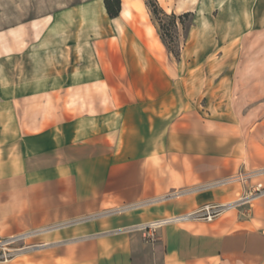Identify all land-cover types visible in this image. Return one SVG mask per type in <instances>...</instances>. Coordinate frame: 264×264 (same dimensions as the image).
I'll return each instance as SVG.
<instances>
[{
  "label": "crops",
  "instance_id": "1",
  "mask_svg": "<svg viewBox=\"0 0 264 264\" xmlns=\"http://www.w3.org/2000/svg\"><path fill=\"white\" fill-rule=\"evenodd\" d=\"M120 1L115 18L89 0L34 21L29 71L10 88L0 74V240H29L27 264H264V196L140 231L252 186L228 181L240 159L216 152L188 98L215 34L236 38L251 16L264 32V0H156L192 15L179 58L146 0Z\"/></svg>",
  "mask_w": 264,
  "mask_h": 264
},
{
  "label": "rangeland",
  "instance_id": "2",
  "mask_svg": "<svg viewBox=\"0 0 264 264\" xmlns=\"http://www.w3.org/2000/svg\"><path fill=\"white\" fill-rule=\"evenodd\" d=\"M86 1L89 0H0V74L7 78L3 82L7 87H15L16 77L29 71L24 57L30 52V26L34 21H43L48 15ZM253 10L254 2L248 11ZM229 14L230 9L224 12ZM158 18L168 30L166 42L179 58L193 24L192 16L184 18L182 24L177 21L176 26L165 17ZM226 35L218 33L212 39L217 47L212 64L194 66L202 81L198 94L188 99L198 119L213 126L209 130L214 133L216 152L240 159L241 166L233 177L247 174L250 177L240 184L246 186L252 180V185L264 186V32H258V17L251 16L246 32L236 38ZM206 74L213 80L209 97L200 94L207 84L212 86L211 80L206 82ZM5 243L0 240V255L9 251L12 256L7 261L0 259V264L28 263L24 255L30 252L29 240Z\"/></svg>",
  "mask_w": 264,
  "mask_h": 264
},
{
  "label": "built area",
  "instance_id": "3",
  "mask_svg": "<svg viewBox=\"0 0 264 264\" xmlns=\"http://www.w3.org/2000/svg\"><path fill=\"white\" fill-rule=\"evenodd\" d=\"M250 176L247 174H239L233 178H230L228 181L230 182H246V180L249 178ZM264 196V186H262L261 184H255L252 185L249 190L247 191V194H245L244 196H241L238 198V200H236L233 203L230 204H226V205H222V204H208V205H204L188 214L182 215V216H177V217H173L170 218L168 220L165 221H161V222H157L154 224H150L148 226L145 227H141L140 231L143 232L144 238L151 240L153 238L152 235L149 234V230H154L155 227L167 224V223H177V222H184V221H199V222H205V223H210L212 221H214L215 219L219 218L220 216H222L223 214H225L227 211L240 207L243 204L248 203L249 201H251L252 199L258 198V197H262ZM19 240H23V237H18V238H12L9 240H6L5 245L13 243L15 241H19ZM4 246V245H3ZM12 256V252H3L0 255V259H3V261H7L9 258H11Z\"/></svg>",
  "mask_w": 264,
  "mask_h": 264
},
{
  "label": "trees",
  "instance_id": "4",
  "mask_svg": "<svg viewBox=\"0 0 264 264\" xmlns=\"http://www.w3.org/2000/svg\"><path fill=\"white\" fill-rule=\"evenodd\" d=\"M103 4H104L106 13H107L109 18H115V17H117L119 15L120 9H121V1L120 0H103ZM146 5H147L148 9L150 10L152 18H153V20L155 21V23H156V25L158 27L160 36H161V38H162L167 50L171 54H173V56L175 58H178V55L172 51V49L169 47L168 43L166 42V37H167V34H168L167 33L168 30L160 23L161 21L158 18V16H162V17H165V18L169 19L170 20V25L176 26L177 25V21H180V23L182 24L181 21L184 18H188V17L192 16L191 13H185V14H182L180 16H175L173 14L167 15L158 6L156 0H152L151 2L146 0Z\"/></svg>",
  "mask_w": 264,
  "mask_h": 264
}]
</instances>
